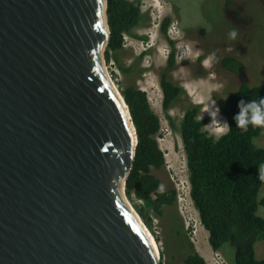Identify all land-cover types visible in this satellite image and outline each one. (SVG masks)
Listing matches in <instances>:
<instances>
[{
	"label": "water",
	"instance_id": "water-1",
	"mask_svg": "<svg viewBox=\"0 0 264 264\" xmlns=\"http://www.w3.org/2000/svg\"><path fill=\"white\" fill-rule=\"evenodd\" d=\"M109 36L107 0H0V264H159Z\"/></svg>",
	"mask_w": 264,
	"mask_h": 264
},
{
	"label": "trees",
	"instance_id": "trees-1",
	"mask_svg": "<svg viewBox=\"0 0 264 264\" xmlns=\"http://www.w3.org/2000/svg\"><path fill=\"white\" fill-rule=\"evenodd\" d=\"M223 2L226 8L230 0ZM142 20L140 0H107L110 36L104 57L106 62L110 59L115 61L122 72L128 69L118 63L114 54L123 49L124 36L132 35ZM169 23L170 19L165 18L161 25V33L170 46L166 65L159 72L162 112L170 128L177 130L181 138L190 200L201 226L208 233V244L213 252H220L225 244H229L234 251L230 264H264V259L258 260L255 256V244L264 241V218L257 213L259 206H264V197L259 199L263 182L258 179L257 170L264 163V147L254 143L263 129L249 127L247 133H242L233 119L239 111L238 102L264 97V86L243 83L227 95L224 103L213 94L220 113L231 127L230 132L217 139L205 131L207 120L199 118L201 107L196 104L186 107L177 128L169 111L185 95V90L170 78L176 60L174 43L167 36ZM220 67L238 74L242 63L235 57L227 56L220 60ZM120 93L128 106L137 134L135 156L126 179L125 193L131 201L136 199L142 203L135 205V208L145 225L151 227L149 213L161 218L167 208L174 209L177 192L174 188L165 189L163 193L157 191L161 181L154 172L164 167L165 156L156 140L161 127L160 119L151 108L147 94L135 85L122 87ZM174 222H177L176 228ZM185 233L179 219L173 218L166 235L174 239L175 245L173 248L166 246L161 255L164 257L166 253L175 252L173 258L176 254L180 256L181 264H209L195 250Z\"/></svg>",
	"mask_w": 264,
	"mask_h": 264
},
{
	"label": "rangeland",
	"instance_id": "rangeland-1",
	"mask_svg": "<svg viewBox=\"0 0 264 264\" xmlns=\"http://www.w3.org/2000/svg\"><path fill=\"white\" fill-rule=\"evenodd\" d=\"M140 1L143 20L132 35L124 36L123 49L114 54L118 63L128 71L122 72L115 61L110 59L106 62L105 57L104 66L119 92L124 86L135 85L147 94L151 108L160 119L161 127L156 140L165 156L164 167L154 174L160 179L164 190H176L177 204L174 209L167 208L161 218L149 213L152 225L148 227L135 208V205L142 203L127 198L128 203L155 241L159 263L181 264L180 256L176 254L177 259L173 258L175 252L166 253L164 257L161 255L166 246L173 248L175 245L174 239L168 237L166 232L176 217L195 250L209 264H230L234 259V251L229 244H225L222 251L217 253L208 244V233L201 226L189 197L188 171L180 135L177 130L170 128L162 112L159 72L166 65L170 46L161 33V25L165 18L170 19L167 36L174 43L176 60L170 78L185 90V95L169 111V115L178 128L186 107L190 104L199 105V118L207 120L205 131L217 139L223 134L215 131L218 125L214 123V110L219 107L213 94L224 103L227 95L243 83L264 86V0H230L226 8L223 0ZM233 28L238 30L235 40L229 39L228 35ZM229 48L232 50L227 51ZM212 53H215L214 57H211ZM227 56L235 57L242 63L240 74L221 69L220 60ZM218 118L226 121L220 111ZM254 143L264 147V129ZM263 197L264 182L259 199ZM257 213L264 218V206H259ZM174 224L176 228L177 222ZM200 234H203L204 239L199 240ZM255 256L258 260L264 259V241L255 244Z\"/></svg>",
	"mask_w": 264,
	"mask_h": 264
},
{
	"label": "clouds",
	"instance_id": "clouds-1",
	"mask_svg": "<svg viewBox=\"0 0 264 264\" xmlns=\"http://www.w3.org/2000/svg\"><path fill=\"white\" fill-rule=\"evenodd\" d=\"M229 39L235 40L238 36V30L233 28L229 32ZM229 48L227 51H231ZM215 53L211 54V57H214ZM210 57V58H211ZM238 113L233 117L236 128L240 129L242 133H247L249 127L254 129H264V97H259L258 99H249L247 101L241 99L238 102ZM214 112L216 113V119L214 123L218 125L215 128V131L221 134H226L231 131L230 125L227 121L219 119V108H215ZM213 122V121H212ZM258 179L261 182H264V163H261L258 166ZM157 191L163 193L164 186L160 185L157 188Z\"/></svg>",
	"mask_w": 264,
	"mask_h": 264
},
{
	"label": "bare ground",
	"instance_id": "bare-ground-1",
	"mask_svg": "<svg viewBox=\"0 0 264 264\" xmlns=\"http://www.w3.org/2000/svg\"><path fill=\"white\" fill-rule=\"evenodd\" d=\"M104 69H105V66H104ZM105 72H106V74H107V76L109 77V75H108V73H107V71H106V69H105ZM110 79V78H109ZM114 85V84H113ZM188 193H189V188H188ZM129 206L131 207V205L129 204ZM131 209L134 211V209L131 207ZM135 212V211H134ZM136 213V212H135ZM137 214V213H136ZM140 218V217H139ZM141 221V220H140ZM147 229V228H146ZM147 232H148V230H147ZM206 234H207V232H206ZM208 235V234H207ZM206 235V236H207ZM148 236H149V238L151 239V240H153V238H152V236L150 235V233L148 232ZM202 239H204V236H203V234H200L199 235V240H202ZM153 242L155 243V241L153 240ZM206 243H207V238H206ZM208 245V244H207ZM155 246L157 247V245H156V243H155ZM157 251H158V247H157ZM158 254H159V251H158Z\"/></svg>",
	"mask_w": 264,
	"mask_h": 264
},
{
	"label": "flooded vegetation",
	"instance_id": "flooded-vegetation-1",
	"mask_svg": "<svg viewBox=\"0 0 264 264\" xmlns=\"http://www.w3.org/2000/svg\"><path fill=\"white\" fill-rule=\"evenodd\" d=\"M241 72H242V67L239 69V72L238 73L240 74Z\"/></svg>",
	"mask_w": 264,
	"mask_h": 264
},
{
	"label": "crops",
	"instance_id": "crops-1",
	"mask_svg": "<svg viewBox=\"0 0 264 264\" xmlns=\"http://www.w3.org/2000/svg\"><path fill=\"white\" fill-rule=\"evenodd\" d=\"M203 257V256H202ZM205 259V257H203ZM206 260V259H205Z\"/></svg>",
	"mask_w": 264,
	"mask_h": 264
}]
</instances>
